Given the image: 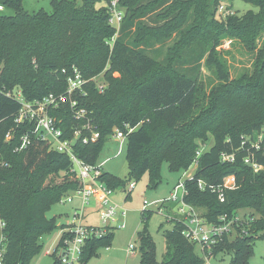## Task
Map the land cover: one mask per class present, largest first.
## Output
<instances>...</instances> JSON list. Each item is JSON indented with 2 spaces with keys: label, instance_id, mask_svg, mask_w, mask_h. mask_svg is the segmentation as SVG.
<instances>
[{
  "label": "trees",
  "instance_id": "1",
  "mask_svg": "<svg viewBox=\"0 0 264 264\" xmlns=\"http://www.w3.org/2000/svg\"><path fill=\"white\" fill-rule=\"evenodd\" d=\"M111 1L52 0L51 13H29L23 0H0L4 9L13 11L12 15L0 12L4 264H31L42 250V236L57 228L56 219L46 213L80 186L70 173L67 155L34 138L31 124L15 123L20 109L15 94L20 92L27 102L62 94L73 68L85 80L102 74L106 83L100 92L90 81L83 94L74 96L78 108L86 111L84 118L76 120L67 104L50 112L59 121L62 139H70L75 129L89 136L86 125L99 134L94 143L76 142L74 155L96 164L113 129L126 133L124 125H129L134 128L124 143L129 180L147 174L149 186L155 188L162 163L170 171H186L197 160L195 173L184 180L185 204L201 209V218L209 224L218 223L222 216L234 218L239 210L258 216L238 225L234 237L223 236L210 251L211 257L231 254L228 264H247L255 240L264 237V133L257 141L264 126V42L258 44L264 35V0H242L258 11L228 12L221 22L215 13L222 0H119L118 7L125 10L119 24L110 23ZM161 7L164 10L151 22L163 23L150 26L144 18ZM173 32L175 44L160 61L153 46ZM222 39L237 41L254 55L250 74L230 79L217 58ZM202 61L220 81L219 90L205 105L200 104L203 95L198 83ZM24 135L29 144L16 151ZM209 139L212 146L196 158L200 145ZM222 155L232 159L224 161ZM229 176L234 177L236 188L225 190L220 202L209 187H220ZM98 179L112 191L126 184L104 171ZM198 181L204 182L203 190ZM172 223V229L163 232L166 252L161 264H204L197 245L182 235L185 225ZM137 236L139 264H157L152 238L146 233ZM112 238L109 231L89 240L80 264H87L100 248H109Z\"/></svg>",
  "mask_w": 264,
  "mask_h": 264
},
{
  "label": "rangeland",
  "instance_id": "2",
  "mask_svg": "<svg viewBox=\"0 0 264 264\" xmlns=\"http://www.w3.org/2000/svg\"><path fill=\"white\" fill-rule=\"evenodd\" d=\"M220 5L224 8V12H232L239 15L247 11H258L256 6L242 0H222ZM22 6L24 10L29 13L40 10L46 13L52 12V0H23ZM164 7L158 8L154 13L148 14L144 20L150 26L161 25L163 21L154 23L151 22V20L156 13L163 11ZM118 10L121 13L122 21L125 10L121 7H118ZM218 10L217 8L215 19L217 22H221L224 14L219 13ZM0 12L5 15L13 14V11L4 8H2ZM189 22H191V19ZM176 38L177 34L173 32L170 38L153 46L154 49L159 50L160 54L158 55V60L163 61L165 59V54L170 53V49L174 46ZM263 42L264 35L262 39L258 40V44L261 45ZM220 44L221 45L216 48V52L218 53L217 58L224 63L225 68L229 72L230 79L239 78L243 74H250L252 72L254 55L248 52L242 44L230 39H222ZM198 77L200 93L203 95L200 104L205 105L209 98L219 90L220 81L214 75L213 69L208 68L203 61ZM95 80L106 86L102 74L97 76ZM263 133L264 126L257 136V141L261 140ZM211 146L212 139H209L205 145H200L199 149L203 151L209 149ZM117 151L118 144L111 139L110 136L97 163L105 162L102 167L104 172L126 181L124 187L121 186L116 188L112 191L110 196L111 202L125 212L122 222L123 227L118 228V224H116L117 228L113 230V238L109 248H100L97 252V256L92 257L87 264H139L140 252L138 249L137 233H146L152 238L156 249V262L157 264H161L166 252L163 232L171 230L173 223L167 220L166 214L160 209V203L169 198L174 187L179 182L190 178L195 173L196 165L192 164L186 171H170L167 163H162L160 167V182L157 187L152 188L149 186L147 174H144L138 180L128 179L129 171L126 162L125 144L118 155H116ZM129 183H134V187L131 190H129L128 187ZM67 197L68 195L64 196L61 202L52 206L46 213L47 218L55 217L57 228L51 233L42 236V250L40 254L32 260L31 264H55V262L60 264L56 260L57 257H53V255H49L48 253L60 236L59 224H68L72 222L74 210L81 206L79 197H73L71 203H67ZM93 208L94 204L91 203L86 208V211L84 210V214H87L85 222L89 225L100 226L99 219L97 220L96 215L91 212ZM172 209L173 207L170 209L169 206L168 211L170 212ZM195 210L199 215L203 213L201 209L195 208ZM235 217L239 219V226H241L243 222L258 218L251 210H239L236 212ZM236 227L237 226H233V231L229 235L230 238L235 236ZM129 245L135 247L131 253L128 252ZM206 251L207 250H204L200 253L198 246H196V252L202 256L204 264H228L232 257L231 254L225 253H218L215 257H211L207 254H203ZM247 264H264V237L255 240L253 254Z\"/></svg>",
  "mask_w": 264,
  "mask_h": 264
},
{
  "label": "built area",
  "instance_id": "3",
  "mask_svg": "<svg viewBox=\"0 0 264 264\" xmlns=\"http://www.w3.org/2000/svg\"><path fill=\"white\" fill-rule=\"evenodd\" d=\"M118 3L119 0H112L110 2V23L119 24L121 21ZM2 8L3 6L0 4V10H2ZM218 9L221 14L226 15L228 13L224 12L225 10L222 6ZM62 73H64V70ZM95 78L85 80L80 72L73 68L72 72L66 78V90L62 94H49L41 100L33 102L25 101L20 92L15 94V100L20 104L15 123L18 125L25 122L31 124L32 130L30 133L34 138L46 142L51 150L67 155L71 162L70 173L74 174L80 181L79 188L68 195L67 203H71L73 197H79L81 206L74 210L72 222L59 226L60 236L48 253L49 255H53V257H57L56 260L60 264H80V256L83 247L89 240L100 239L106 236L109 231H113L117 227H123L122 222L125 212L111 202L110 196L112 190L98 179L103 172L102 167L105 162L96 163L94 165L87 164L77 158L73 153V146L76 142L80 141L82 144L94 143L99 138V134L94 132L89 125H86L84 129L88 130V132L90 131L89 136H82L81 131L75 129L70 139H62L63 132L58 126L59 121L50 115V112L58 109L61 105L67 104L76 120L84 118L86 111L78 108V102L74 96L83 94L84 86L90 81L94 82L97 89L102 92L104 85L96 81ZM124 129L126 133L123 130L115 128L111 135V139L118 144L116 155L122 150L125 143V136L134 130V128L129 127V125H124ZM9 138L10 135L8 134L6 139ZM28 144L29 137L24 135L16 151L23 150ZM200 154L201 151L196 152V158H198ZM222 159L224 161H229L232 157L222 155ZM245 163H249V160H245ZM193 164L197 165V160H194ZM253 167L257 168L256 165H253ZM128 187L129 190H131L134 187V183H129ZM198 187L203 190L206 186L203 181H198ZM209 188L211 193H215L217 199L222 202L224 191L236 188L235 179L233 176H229L224 179L220 187L215 188L210 186ZM185 194L184 181L179 182L174 187L169 198L160 203V209L166 214L168 221L182 222L185 225V230L182 235L189 241L194 242L201 252L207 250L203 253L204 255L207 254L211 256L209 250L220 242L223 236L232 233L233 226H238L239 219L237 217L228 219L226 216H222L219 218L218 223L209 224L197 214L192 206L184 203L183 197ZM91 203L94 204V208L91 212L96 215L97 220L99 219L100 226L89 225L85 222L87 214H84V210L86 211V208ZM167 205H173V209L170 212L168 210L167 212L165 209ZM116 224H118L117 227ZM4 228L5 224L0 219V264H4V254L6 252V237L3 233ZM134 248L133 245H129L128 252H133Z\"/></svg>",
  "mask_w": 264,
  "mask_h": 264
},
{
  "label": "crops",
  "instance_id": "4",
  "mask_svg": "<svg viewBox=\"0 0 264 264\" xmlns=\"http://www.w3.org/2000/svg\"><path fill=\"white\" fill-rule=\"evenodd\" d=\"M92 214H94V213H92ZM54 218H55V217H54ZM64 224H65V223H60L59 226L64 225ZM58 228H59V227H58ZM199 251H200V250H199ZM200 253H201V252H200Z\"/></svg>",
  "mask_w": 264,
  "mask_h": 264
}]
</instances>
